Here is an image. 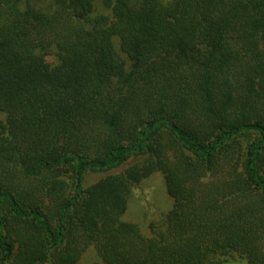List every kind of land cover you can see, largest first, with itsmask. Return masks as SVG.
<instances>
[{"label": "trees", "instance_id": "16d2710c", "mask_svg": "<svg viewBox=\"0 0 264 264\" xmlns=\"http://www.w3.org/2000/svg\"><path fill=\"white\" fill-rule=\"evenodd\" d=\"M154 171L172 206L145 236L122 215ZM88 246L264 264V0H0V264Z\"/></svg>", "mask_w": 264, "mask_h": 264}, {"label": "rangeland", "instance_id": "374dc122", "mask_svg": "<svg viewBox=\"0 0 264 264\" xmlns=\"http://www.w3.org/2000/svg\"><path fill=\"white\" fill-rule=\"evenodd\" d=\"M46 59L52 61L53 57L48 56ZM125 164L107 171L88 172L84 179V185L90 184L106 173L120 170ZM171 206L172 198L166 191L163 174L160 171H154L131 186L122 219L134 223L143 235L150 236V225H160ZM98 260L94 248L88 246L75 264H92Z\"/></svg>", "mask_w": 264, "mask_h": 264}]
</instances>
